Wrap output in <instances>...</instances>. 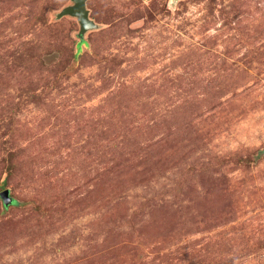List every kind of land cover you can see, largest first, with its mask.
I'll return each mask as SVG.
<instances>
[{
	"label": "rangeland",
	"instance_id": "1",
	"mask_svg": "<svg viewBox=\"0 0 264 264\" xmlns=\"http://www.w3.org/2000/svg\"><path fill=\"white\" fill-rule=\"evenodd\" d=\"M69 4L0 0V264H264V0Z\"/></svg>",
	"mask_w": 264,
	"mask_h": 264
},
{
	"label": "water",
	"instance_id": "2",
	"mask_svg": "<svg viewBox=\"0 0 264 264\" xmlns=\"http://www.w3.org/2000/svg\"><path fill=\"white\" fill-rule=\"evenodd\" d=\"M71 4L66 5L56 13V19H60L64 16H70L76 19L79 29L77 37L82 38L83 34L90 29H94L96 25L89 17V11L86 7L87 0H70ZM176 1V0H174ZM0 199L3 205L7 206L12 203V198L9 196L7 189L0 191Z\"/></svg>",
	"mask_w": 264,
	"mask_h": 264
},
{
	"label": "trees",
	"instance_id": "3",
	"mask_svg": "<svg viewBox=\"0 0 264 264\" xmlns=\"http://www.w3.org/2000/svg\"><path fill=\"white\" fill-rule=\"evenodd\" d=\"M8 166H11V164L10 165H8ZM10 168V167H9ZM13 202V201H12ZM13 203H15V202H13Z\"/></svg>",
	"mask_w": 264,
	"mask_h": 264
}]
</instances>
